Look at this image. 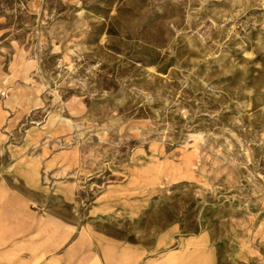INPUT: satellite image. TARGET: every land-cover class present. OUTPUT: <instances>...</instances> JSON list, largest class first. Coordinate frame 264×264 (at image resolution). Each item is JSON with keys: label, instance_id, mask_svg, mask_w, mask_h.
Here are the masks:
<instances>
[{"label": "rangeland", "instance_id": "obj_1", "mask_svg": "<svg viewBox=\"0 0 264 264\" xmlns=\"http://www.w3.org/2000/svg\"><path fill=\"white\" fill-rule=\"evenodd\" d=\"M0 187L50 264H264V0H0Z\"/></svg>", "mask_w": 264, "mask_h": 264}, {"label": "crops", "instance_id": "obj_2", "mask_svg": "<svg viewBox=\"0 0 264 264\" xmlns=\"http://www.w3.org/2000/svg\"><path fill=\"white\" fill-rule=\"evenodd\" d=\"M3 200L8 201V210L0 211V243L6 241L7 244L0 251L8 253L7 260L16 264H50L52 260L45 259L43 251L47 247L53 248L58 241H61V238H64L60 230L54 226L52 221L42 218L38 221V232L24 234L21 223L29 220L36 222V219H28L20 196L6 187H0V201ZM4 238H8V240L4 241ZM83 246L84 240L80 236L75 244L70 246L69 250H78ZM17 251H29L34 256L29 259L22 258L17 255Z\"/></svg>", "mask_w": 264, "mask_h": 264}]
</instances>
